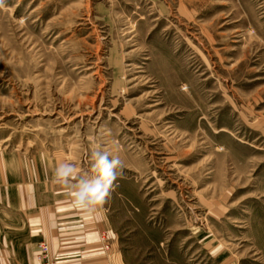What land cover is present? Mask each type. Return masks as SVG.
Listing matches in <instances>:
<instances>
[{"label": "rangeland", "instance_id": "obj_1", "mask_svg": "<svg viewBox=\"0 0 264 264\" xmlns=\"http://www.w3.org/2000/svg\"><path fill=\"white\" fill-rule=\"evenodd\" d=\"M101 155L121 163L97 206ZM41 242L56 264H264V0H5L0 255Z\"/></svg>", "mask_w": 264, "mask_h": 264}, {"label": "clouds", "instance_id": "obj_2", "mask_svg": "<svg viewBox=\"0 0 264 264\" xmlns=\"http://www.w3.org/2000/svg\"><path fill=\"white\" fill-rule=\"evenodd\" d=\"M5 5V0H0V8ZM119 159L109 160L106 155L99 156L97 167L99 169L98 178L85 186L80 198L89 199L97 206H102L110 197L113 185H116L118 177L115 173V168L120 165ZM61 175H68V171H62Z\"/></svg>", "mask_w": 264, "mask_h": 264}, {"label": "crops", "instance_id": "obj_3", "mask_svg": "<svg viewBox=\"0 0 264 264\" xmlns=\"http://www.w3.org/2000/svg\"><path fill=\"white\" fill-rule=\"evenodd\" d=\"M33 254H34L33 251L30 252V251L23 250V249L22 251L14 250V254L7 259V262L4 260L1 254L0 264H34ZM100 254L102 257L100 258V261L102 262L104 261L103 263L105 264H126L122 253H118V258H116V261H113V262L107 257L105 253H100Z\"/></svg>", "mask_w": 264, "mask_h": 264}, {"label": "built area", "instance_id": "obj_4", "mask_svg": "<svg viewBox=\"0 0 264 264\" xmlns=\"http://www.w3.org/2000/svg\"><path fill=\"white\" fill-rule=\"evenodd\" d=\"M34 262L35 264H56L51 258L49 247L43 242L36 246Z\"/></svg>", "mask_w": 264, "mask_h": 264}]
</instances>
